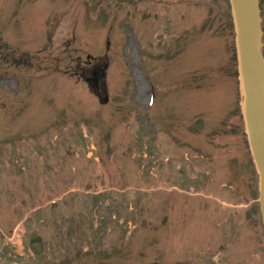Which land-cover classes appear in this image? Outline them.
Listing matches in <instances>:
<instances>
[{
	"label": "rangeland",
	"instance_id": "rangeland-1",
	"mask_svg": "<svg viewBox=\"0 0 264 264\" xmlns=\"http://www.w3.org/2000/svg\"><path fill=\"white\" fill-rule=\"evenodd\" d=\"M227 9L224 0H0V264H264V236L232 237L226 250L205 242L208 259L197 247L198 261L180 263L172 243L174 164L162 160L161 128L177 127L180 152L212 153L217 182L250 191L238 157L246 140L236 124L233 32L219 14ZM44 36L48 49L25 46ZM99 55L107 106L75 73ZM149 84L156 108L147 106ZM130 221L139 228L128 247Z\"/></svg>",
	"mask_w": 264,
	"mask_h": 264
},
{
	"label": "water",
	"instance_id": "water-1",
	"mask_svg": "<svg viewBox=\"0 0 264 264\" xmlns=\"http://www.w3.org/2000/svg\"><path fill=\"white\" fill-rule=\"evenodd\" d=\"M244 92V116L254 159L261 176L264 220V57L259 0H231Z\"/></svg>",
	"mask_w": 264,
	"mask_h": 264
},
{
	"label": "flooded vegetation",
	"instance_id": "flooded-vegetation-1",
	"mask_svg": "<svg viewBox=\"0 0 264 264\" xmlns=\"http://www.w3.org/2000/svg\"><path fill=\"white\" fill-rule=\"evenodd\" d=\"M258 217V216H257Z\"/></svg>",
	"mask_w": 264,
	"mask_h": 264
}]
</instances>
